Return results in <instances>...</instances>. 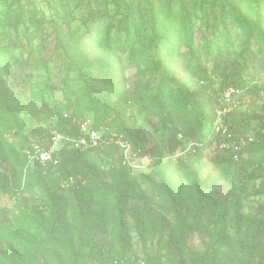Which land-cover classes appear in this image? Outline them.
Here are the masks:
<instances>
[{"label":"rangeland","instance_id":"374dc122","mask_svg":"<svg viewBox=\"0 0 264 264\" xmlns=\"http://www.w3.org/2000/svg\"><path fill=\"white\" fill-rule=\"evenodd\" d=\"M19 1L22 8L16 0H0V105L7 106L11 112L6 126L0 123V132L18 147H21L19 139L22 137L49 147L53 133L59 129L57 120L77 118L72 109L63 106L68 102L77 103L80 91L82 98L89 96L88 87L93 93L90 96L95 98L103 94L104 86L112 79L120 82L130 95L155 94L162 84L175 88V78L188 87L200 85L196 64L199 59L209 58L205 43L211 36L210 24L214 22L212 13L198 11L202 0H172L170 5V10L180 15L184 3L195 10L196 25L192 46L189 47L182 36L178 51L166 59L173 77L166 71L152 72L148 66L149 61L156 63L157 58L148 27L152 26V7L160 10L168 7L160 5L161 0H69L71 14L65 21L58 0ZM98 3L101 10L106 7V12L101 14L102 21L84 23L82 17L86 14H83L88 7L96 8ZM255 3L247 4L252 12L257 8ZM204 8L210 11V4L206 3ZM29 15L36 20L29 21ZM120 16L132 18L139 28L134 32L132 46L116 50L118 64L117 71L113 72L103 65L102 53L86 36L89 31L95 33L97 26H105L103 32L107 33L109 23L117 26ZM57 24L63 26L61 33L57 32ZM227 24L233 48L243 51L254 65L256 79L264 85V44L253 38L251 44L247 43L245 29L238 26L233 16L228 17ZM114 30L111 28V35ZM125 36L124 33L122 39ZM81 39L85 42L91 74L85 73V67L80 72L77 59L66 55L61 48L66 40L74 43ZM259 66L260 69L255 70ZM148 81L150 85H144ZM212 81L217 87L219 79L213 76ZM109 96L113 99L115 93ZM250 103L249 111H259V97L245 95L240 107L242 112L248 110ZM85 114L91 116L89 111ZM150 116L153 120V115ZM140 121L145 122L148 148L167 136L168 131L160 123L147 122L145 113L141 114ZM67 124L63 125L65 130L70 128ZM92 127L104 137L117 135L94 119ZM257 128L255 125L249 132ZM71 146L66 141L59 143L56 157L65 163L83 165L99 173L104 180H108L112 165L123 163L119 148L114 153L113 163L109 160L106 155L109 146L104 142L85 155ZM145 156L147 159L140 168L131 166L133 171H139V192L126 196L122 202L101 197L80 202L74 194H66L65 187L51 185L59 170L54 173L41 170L40 175L34 170L30 175L25 172L21 177L18 175L22 188L16 196L0 191V264H100L85 257L91 250L87 232L84 233L87 228H92L97 241L104 244L105 264H148L151 261H155L154 264H236L238 256L252 250L256 260L260 257L264 252V210L259 204L263 197L245 200L239 213L228 207L229 174L233 166L221 161L215 146L204 148L200 154L182 153L180 149L163 158ZM160 172L167 177L166 186ZM196 182L202 186L205 199L213 204L196 223L204 230L218 232L217 241L200 231L183 238L176 228L172 204L193 216L197 211ZM82 216L86 217L85 222ZM48 227L53 229L55 241L49 238Z\"/></svg>","mask_w":264,"mask_h":264},{"label":"trees","instance_id":"16d2710c","mask_svg":"<svg viewBox=\"0 0 264 264\" xmlns=\"http://www.w3.org/2000/svg\"><path fill=\"white\" fill-rule=\"evenodd\" d=\"M16 1L22 8L21 1ZM107 1L103 0V2ZM254 2H256L257 8L252 12L247 8V4ZM171 3L172 0H161L160 5L168 6L161 10L153 6L151 10L152 26H148L151 33L149 37L154 43L157 55L156 63L149 61L148 66L152 68V72L155 70L159 73L166 71L169 77H173V74L170 73V68L166 65V59L170 56L172 58L178 51L182 36L187 39L188 46H192L196 27L194 22L195 10L189 9L184 3L181 6L182 14L180 15L172 9L170 10ZM206 3L210 4V11L204 8ZM58 4L63 8L62 19L65 21L71 14L68 8L69 0H58ZM100 4H96V8L88 7V10L83 14H86V18L82 17L84 23L94 24L102 21L101 14L106 12V7L101 10ZM197 9L206 14L212 13L211 16L214 18V22L210 24L211 36L205 43L209 58L205 61L199 59L196 64L199 72V87H188L175 78L177 82L175 88L162 84L155 94L137 92L130 95L120 82L117 83L115 79H112L110 84L104 86L105 91L99 97L90 96L93 93L88 87L89 96L82 98L80 91L77 103L76 101L68 102L63 108L72 109L77 118L91 117L100 123H104L105 126L129 142L132 150L139 152L140 155L163 158L174 155L178 150H183L190 144H193L195 153L200 154L204 148L215 146L221 154V161L225 160L233 166L232 172L229 174L231 186L227 192L228 203L226 204L228 207L239 213L245 200L263 197L259 204L264 210V85L256 79V72L253 70L254 65L252 66L245 58L243 51L233 48L232 34L227 24L228 17L233 16L238 26L245 29L247 43L251 44L253 38L255 42L264 44V1L202 0V5L198 6ZM35 20L29 15V21ZM113 25V23H109L107 33L103 32L105 26H97L98 29L95 33L89 31L86 37L89 38L90 44L97 46L102 53L103 65L109 66L113 72H116L118 64L116 50L123 49L126 45L132 46L135 40L134 32L139 27L128 16H120L117 26ZM111 28L115 29L114 35L110 34ZM56 29L58 33H61L62 24H57ZM124 33L126 36L125 39H122ZM84 46L83 39L74 43L66 40L61 44L66 55L77 59L81 65L77 67L80 68V72L85 67V73L91 74L90 61ZM107 62L109 63L107 64ZM260 67H255V70H259ZM213 76L219 79L217 87L213 85ZM66 77H69L68 74ZM150 83L148 81L144 85L149 86ZM65 86H67V82ZM230 87L243 90L245 95L259 97L261 101L259 111H249L248 108L252 106L250 103L247 106V111L242 112L240 108H236L227 116V123L233 137L243 144L238 152V160L234 158V151L219 149L220 139L213 130V122L216 109L220 105V98L223 92ZM110 93H115V98H110ZM86 111H89L91 116H86ZM142 113H145L147 122L155 123L157 121L168 131L167 136L162 137L150 148L147 147L149 136L144 127L145 122L140 121ZM0 115H2L0 123L6 126V119L11 117L10 109L5 105H0ZM150 115H153V120ZM67 122V125H72L71 120L58 119L56 125L59 128L58 131L72 137L78 136L81 133L78 127L72 125L71 128L65 130L63 125ZM61 125L62 127H60ZM255 125L258 128L249 132ZM250 136L255 137L254 141H248ZM19 140L21 147L10 142L0 132V191L2 192L9 191L16 196L22 188L21 178H18V175L21 177L23 172L30 175L34 170L39 175L41 170L51 173L59 170L58 175L51 183L57 187H61L67 177L75 176V185L64 189L66 194H74L82 203L84 200L96 197L122 202L126 196L136 195L139 192V171H133L131 166L127 164L112 165L109 168L108 180H104L99 173L91 172L83 165L65 163L60 158L57 165H43L36 160H30L24 150L30 147L32 142H28L23 137ZM66 143L72 145L69 141ZM108 146L106 155L112 161L118 146L114 144H108ZM71 147L76 152H83V155L93 150V148L83 150L74 146ZM160 176L163 185L166 186L168 184L166 175L160 172ZM30 185L31 182L27 184L28 187ZM50 189L51 187L47 189L49 194ZM194 189L197 195V211L193 216L183 212L175 203L172 204L171 211L176 228L183 238H188L200 231L217 241L220 237L218 232L213 229L204 230L196 223V220L202 217L204 212L213 204L205 199L202 186L198 182H196ZM29 209H34V207H29ZM35 210L38 211V208ZM82 217V221L85 222L86 217ZM87 229L84 233L87 232L86 240L91 250L85 257L91 262L98 261L100 264H105L104 244L97 241V234L92 228ZM46 231L49 238L55 241L53 229L48 227ZM156 260H158L157 257ZM154 263L155 261H151L148 264ZM236 264H264V252L257 260L253 250L250 253H243L237 257Z\"/></svg>","mask_w":264,"mask_h":264},{"label":"built area","instance_id":"2783aa9c","mask_svg":"<svg viewBox=\"0 0 264 264\" xmlns=\"http://www.w3.org/2000/svg\"><path fill=\"white\" fill-rule=\"evenodd\" d=\"M244 97L245 92L241 89L234 87L226 89L220 98V105L216 109L215 119L213 122V130L220 139L218 144L219 149L222 151H234V158L236 160L239 158L238 152L243 147V144L241 141L233 137L229 124L227 123V116L234 109L242 107ZM71 122L73 126L79 128L81 133L78 136L72 137L60 131H55L49 141V147L41 142H32L30 147L24 150L28 158H30V160H36L43 165H57L59 159L56 157L55 150L62 141H69L72 146L78 149L98 148L102 142L117 145L122 152V162L134 168H140L147 159V156L140 155L139 152H134L131 144L124 140L122 136L118 134L114 137L102 136L96 128L92 127V119L90 117L73 118ZM254 139V136H250L248 141L251 142L254 141ZM189 151L195 152L193 144H190L188 147L183 149L182 153ZM75 183L76 177L71 175L63 181L62 187H71L75 185Z\"/></svg>","mask_w":264,"mask_h":264}]
</instances>
